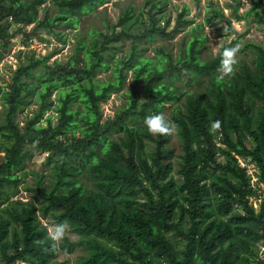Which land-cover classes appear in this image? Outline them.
Instances as JSON below:
<instances>
[{
	"label": "trees",
	"instance_id": "16d2710c",
	"mask_svg": "<svg viewBox=\"0 0 264 264\" xmlns=\"http://www.w3.org/2000/svg\"><path fill=\"white\" fill-rule=\"evenodd\" d=\"M45 1L8 0L7 6L0 7V19L10 17L16 24H35L34 30L55 33L63 22L76 29L75 15L88 14L105 3L51 0L59 13L38 20L37 9ZM151 8L161 10L157 4ZM186 14L184 7L173 33L187 23ZM248 14L264 32V0H253ZM131 18L130 11L124 12L118 25L128 24ZM152 20L150 35L145 32L139 38L149 39L154 32L169 34L153 16ZM0 37L10 38L2 29ZM117 39L112 34L99 39L91 34L89 44L77 45V58L55 62L46 71L33 72L35 64L20 67L6 91L0 89L4 107L0 264H63L56 261L58 250L71 253L79 244L88 254L78 264H264L254 252L264 242V195L255 210L249 202L257 196L254 183L238 162L252 163L257 171L255 185L264 186V48L248 44L253 57L250 63H239L233 78L223 82L213 78L205 92L188 94L172 110L170 119L178 126L182 143L176 171L181 181L177 182L172 175L173 150L167 148L169 137L150 135L144 119L181 100L182 94L164 82L165 71L211 77L220 67L223 49L217 58L200 62L198 46L203 41L193 36L185 55L177 60L159 51L163 58L152 65L132 48L110 66L109 44ZM8 45L5 39L2 48ZM44 61L39 58L36 63L46 66ZM109 70L106 82L94 79L98 71ZM127 72L131 79L126 104L113 119L101 123V104L122 90ZM55 91L56 105L50 99ZM32 100L37 111L20 128L15 114ZM49 111L54 114L45 117L46 126L36 125ZM216 120L221 121L217 139L211 131ZM110 132L122 136L115 141L107 136ZM148 142L153 147L150 154ZM27 144L47 153L46 164L53 167L50 187L37 186L40 207L33 200L11 201L6 190L20 183L17 172L29 155ZM83 172L89 188L78 180ZM47 213L56 224L67 221L80 241L70 243L65 238L53 251L39 219Z\"/></svg>",
	"mask_w": 264,
	"mask_h": 264
},
{
	"label": "rangeland",
	"instance_id": "374dc122",
	"mask_svg": "<svg viewBox=\"0 0 264 264\" xmlns=\"http://www.w3.org/2000/svg\"><path fill=\"white\" fill-rule=\"evenodd\" d=\"M252 3L253 0H105L103 5L95 8L90 13L75 15L76 29L69 28L63 22L55 33L47 29L34 30L35 24L20 25L14 23L10 17H4L0 19V29L6 30L10 38L0 37V89L6 91L7 86L12 82L14 73L20 67L35 64L36 66L32 69L33 72L46 71L45 67H51L55 62L64 64L74 57L77 58L75 56L77 45L89 44L91 34L92 37L95 36L98 39L101 35L110 36L111 34L118 38L109 44L112 47L108 51L107 57L110 66L112 62L127 57L132 48H136L139 56L148 59L152 65L157 64L159 59L163 58L162 55L165 54H169L174 60H177L185 55V50L193 36H197L203 41L198 46V49H200L198 55L200 62L205 63L217 58L222 49L231 44V47H239V63H250L253 52L247 48V45L256 44L264 48V32L261 30V26L254 21L253 16L248 14ZM8 4V0H0V7H5ZM153 4H157L161 10L157 11L151 8ZM184 7H187V14L183 19L187 23L180 26L178 31L173 33L178 14ZM126 11L131 12L132 18L128 24L119 26V19ZM58 13V8L51 0L45 1L37 9L38 20L43 19L45 14L53 17ZM152 16L157 24L165 29V33L169 34L165 36L154 32L149 39L139 38L145 32L150 35L153 23ZM5 39L9 40V45L4 50L2 45ZM159 51L162 52L161 56H159ZM82 56L81 53L79 57ZM39 58H45L44 63L46 66L40 65L39 62L36 63ZM161 66L165 67L164 64ZM110 74L111 70L107 72L98 71L94 79L98 82H106L110 78ZM127 74L126 84L122 90L111 94L101 104V123L113 119L116 113L126 104L125 92L128 90L127 84L131 79V72H127ZM217 76L218 71L211 77L165 71L164 82L167 86H171L174 92L182 94V97L179 103L165 104L159 113H164L170 119L172 110L179 107L188 94L205 92L213 78H217ZM34 82V80H29V83ZM56 95L57 92L55 91L50 97L54 105L57 104ZM37 108L38 105L35 100H32L16 112L15 122L20 128L25 127L26 122L34 116ZM49 114L53 115L54 113L49 111L36 125L46 126L44 119ZM148 115L154 114L150 113ZM54 117H52L53 125L56 124V118ZM3 121L4 107L0 105V124ZM214 135L217 139L218 130L214 132ZM79 136L80 134L76 132L75 137L78 138ZM107 136L117 141L122 134L110 132ZM60 139L66 141L63 136H60ZM167 148L173 150V156L171 157L172 175L177 182H180L181 178L176 173L182 155V143L178 133L169 137ZM26 150L29 155L25 159L23 169L17 172L20 183L17 188L6 187V190L11 201L21 200L25 202L33 200L40 207L41 203L37 200L41 197L37 192V186H41L42 189L50 187L53 179V167L46 164L47 153H41L30 144H27ZM146 151L149 154L153 151L152 144L149 142ZM3 156L0 138V162ZM217 156L220 162L224 160L223 155L220 153ZM238 162L246 168L247 173L251 176V182L254 183L257 196L256 198L250 197L249 202L257 210L260 199L264 195V186L255 185L257 171L252 163L242 159H239ZM78 180L85 183L87 188L90 187V181L85 172L78 177ZM39 219L46 229L47 226L56 224L50 213H47L43 218L39 217ZM66 239L70 243H77L80 241V236L69 230ZM175 241L179 244L177 239ZM107 245L111 246V244ZM263 249L264 242H259L254 251L262 259H264ZM87 254V248L83 244H79L71 253L59 249L56 261L63 264H78Z\"/></svg>",
	"mask_w": 264,
	"mask_h": 264
},
{
	"label": "clouds",
	"instance_id": "9594fccd",
	"mask_svg": "<svg viewBox=\"0 0 264 264\" xmlns=\"http://www.w3.org/2000/svg\"><path fill=\"white\" fill-rule=\"evenodd\" d=\"M220 43V42H219ZM219 46V45H218ZM217 46V47H218ZM239 47H225L222 51V59L218 68L217 80L223 82L236 75L239 65L238 59ZM144 124L147 132L153 136H175L178 126L169 119L164 113L146 116ZM221 128V121L216 120L211 124V131L215 132ZM70 225L67 221L47 226L48 239L51 241L53 251L59 249L62 241L67 237ZM40 244V241L36 242Z\"/></svg>",
	"mask_w": 264,
	"mask_h": 264
},
{
	"label": "built area",
	"instance_id": "2783aa9c",
	"mask_svg": "<svg viewBox=\"0 0 264 264\" xmlns=\"http://www.w3.org/2000/svg\"><path fill=\"white\" fill-rule=\"evenodd\" d=\"M263 252H264V249H263ZM264 260V259H263Z\"/></svg>",
	"mask_w": 264,
	"mask_h": 264
}]
</instances>
